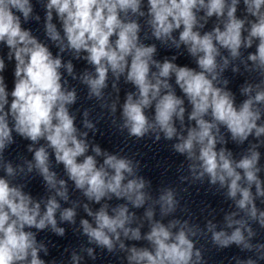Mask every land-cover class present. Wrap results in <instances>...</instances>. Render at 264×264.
Wrapping results in <instances>:
<instances>
[{
  "label": "clouds",
  "instance_id": "9594fccd",
  "mask_svg": "<svg viewBox=\"0 0 264 264\" xmlns=\"http://www.w3.org/2000/svg\"><path fill=\"white\" fill-rule=\"evenodd\" d=\"M239 3L240 0H147L145 12L144 0H47L44 27L47 38L60 53L71 52L94 68V72L86 70L80 76L89 99L104 101L109 74L114 77L112 87L117 92L116 82L122 77L135 88L127 93L121 106V131L127 130L128 136L137 140L150 133L157 141L161 133L166 140L175 138L178 142L172 148L191 162L188 167L194 180L202 181L207 176L211 185L227 189L226 195L237 209L224 217L231 231L216 230L217 226L209 221L206 228L211 242L220 249L235 244L242 251H254L256 259H237L236 264H257L264 260V244L251 242L256 232L250 221L264 228V210L256 205V198L264 197L259 145L251 144L246 154L235 159L223 146L227 141L221 132V128L225 129L237 144H243L249 136L257 140L264 136V124L258 123L264 113V0H243V18L237 17ZM54 14L60 29L53 22ZM212 17L216 18L214 27L202 33ZM33 18L40 19L38 15L33 17L31 0H0V43L7 45L8 59L15 61L14 87L9 91L3 75L5 61L0 58V168L8 177H0V264H45L39 253L47 254V248L38 243L36 233L30 229L42 231L50 227L63 236L65 229L57 226L58 212L61 222L75 223V206L62 209L57 200L59 197L68 201L67 181L58 179L50 170L49 149L56 164L63 165L68 179L88 201L101 204L113 197L127 201L110 211L107 203L95 212L87 203L83 205L93 221L80 220L90 244L109 253L118 245L128 253V264H206L201 249L190 238L201 234V230L187 220L173 219L167 224L154 220V208L149 206L144 216L150 230L142 237L140 227H131L136 215L128 205L139 209L152 200L145 191L149 182L136 175L139 162L102 152L98 145L91 148L95 155L87 154L88 133L78 131L69 110L76 103L77 93L65 87L67 81L61 72L63 68L76 79L73 63H65L59 54L54 56L31 30L22 27V21ZM139 18H146L151 36L161 44L176 49L183 45L197 68L178 66L173 62L175 56L162 62L154 59L157 47L141 41ZM177 31L178 39L173 35ZM254 43L255 51L248 53L247 60L242 59L241 49H251ZM238 59L246 71L259 77L258 82L246 83L240 89L246 99L239 105L226 88L228 80L222 79L230 62ZM232 71L238 72L239 68L233 67ZM173 77L184 98L170 83ZM185 98L191 106L187 119L194 122L187 127ZM101 107H110L115 113L117 102L102 103ZM153 108L154 116L150 118L146 110ZM84 117V127L94 129L87 111ZM176 121L180 123L179 131ZM13 132L32 142L28 151L34 153L33 159L25 164L28 173L35 169L47 188L54 191L46 201L33 199L23 191V184H13L9 179L25 173L23 166L14 168L4 160V150L14 143ZM42 140L45 144L33 147ZM218 144L222 146L218 148ZM100 156L102 163L97 160ZM153 204H158L161 216L166 217L176 211L178 201L172 189H164ZM240 213L243 216L237 219ZM121 236L144 239L150 248H126ZM83 250L96 258L93 248ZM71 259L73 264H80L82 257L74 252Z\"/></svg>",
  "mask_w": 264,
  "mask_h": 264
}]
</instances>
